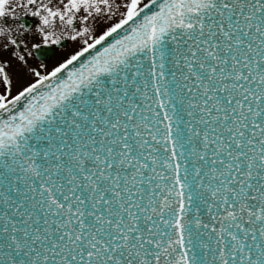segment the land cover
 Masks as SVG:
<instances>
[{
	"label": "snow or ice",
	"instance_id": "snow-or-ice-1",
	"mask_svg": "<svg viewBox=\"0 0 264 264\" xmlns=\"http://www.w3.org/2000/svg\"><path fill=\"white\" fill-rule=\"evenodd\" d=\"M0 264H264V0H0Z\"/></svg>",
	"mask_w": 264,
	"mask_h": 264
},
{
	"label": "flooded vegetation",
	"instance_id": "flooded-vegetation-1",
	"mask_svg": "<svg viewBox=\"0 0 264 264\" xmlns=\"http://www.w3.org/2000/svg\"><path fill=\"white\" fill-rule=\"evenodd\" d=\"M60 50H57V56L59 55ZM57 56H54L52 59L49 60L48 63H51Z\"/></svg>",
	"mask_w": 264,
	"mask_h": 264
},
{
	"label": "rangeland",
	"instance_id": "rangeland-1",
	"mask_svg": "<svg viewBox=\"0 0 264 264\" xmlns=\"http://www.w3.org/2000/svg\"><path fill=\"white\" fill-rule=\"evenodd\" d=\"M57 57H58V56H57ZM57 57H56V58H57ZM56 58H55V59H54V60H53L51 63H49V64H53V63H55V61H56Z\"/></svg>",
	"mask_w": 264,
	"mask_h": 264
}]
</instances>
